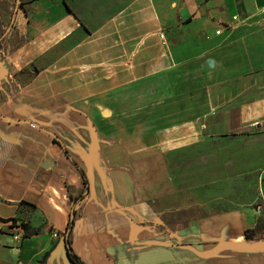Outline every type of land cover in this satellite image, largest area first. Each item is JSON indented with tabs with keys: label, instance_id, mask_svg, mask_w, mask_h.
Instances as JSON below:
<instances>
[{
	"label": "crops",
	"instance_id": "obj_1",
	"mask_svg": "<svg viewBox=\"0 0 264 264\" xmlns=\"http://www.w3.org/2000/svg\"><path fill=\"white\" fill-rule=\"evenodd\" d=\"M263 3L0 0V264H71V211L83 264H264ZM192 145L199 186L255 174L258 202L169 212Z\"/></svg>",
	"mask_w": 264,
	"mask_h": 264
},
{
	"label": "rangeland",
	"instance_id": "obj_2",
	"mask_svg": "<svg viewBox=\"0 0 264 264\" xmlns=\"http://www.w3.org/2000/svg\"><path fill=\"white\" fill-rule=\"evenodd\" d=\"M11 26L12 16L7 23H2L0 19V33L4 32V39ZM207 151L211 152V146H208ZM197 164V145H192L190 148L178 151L168 163L166 170L169 172L168 175H172V178L170 176L167 178L164 175L157 178L158 194L162 193L164 195L162 198L168 197L169 200L167 199L165 206L169 212H175L176 215L182 217L196 216L206 212L227 210L240 204L253 205L258 202L254 198L256 194L255 174L224 181L222 186L215 184L199 186L200 182L196 177ZM180 172L188 173L190 178L187 179V182H184V177L180 176ZM176 175H179L176 178L177 185L175 184ZM173 178L174 184L172 182ZM192 178L194 179L192 180ZM202 201L204 203H216H210L212 205L200 210L198 204ZM160 207L164 209V204ZM182 208L188 209L181 210Z\"/></svg>",
	"mask_w": 264,
	"mask_h": 264
},
{
	"label": "trees",
	"instance_id": "obj_3",
	"mask_svg": "<svg viewBox=\"0 0 264 264\" xmlns=\"http://www.w3.org/2000/svg\"><path fill=\"white\" fill-rule=\"evenodd\" d=\"M17 2V4L19 3V0H15ZM4 32L0 33V45L3 42L4 39ZM77 170L82 178V184H83V188L82 190L77 194V196H75V198L72 199V203L75 204L78 201H80L82 199V197L84 196V194L86 193L87 190V183H86V178L83 174V172L77 167ZM74 219V214L71 211L68 217V221L67 224L65 226L64 232H63V245H64V250H65V255L68 259V261L71 264H83V262L79 259V257L73 252L72 248H71V241H70V231H71V227H72V222ZM258 223L259 220H257L256 225L254 227V229H252L251 231L246 230L245 231V236L247 238L250 237L251 233L253 232H257L258 228ZM22 230H26L25 225L21 224L20 225ZM36 233L35 231L30 232V234H34Z\"/></svg>",
	"mask_w": 264,
	"mask_h": 264
},
{
	"label": "built area",
	"instance_id": "obj_4",
	"mask_svg": "<svg viewBox=\"0 0 264 264\" xmlns=\"http://www.w3.org/2000/svg\"><path fill=\"white\" fill-rule=\"evenodd\" d=\"M261 11L263 12L264 11V3L262 4V9H261ZM12 238H13V240L15 241V242H20V240L23 238V236L20 234V233H18V232H16V233H14L13 235H12Z\"/></svg>",
	"mask_w": 264,
	"mask_h": 264
}]
</instances>
